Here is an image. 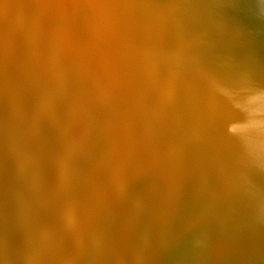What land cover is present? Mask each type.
Listing matches in <instances>:
<instances>
[{"label":"bare ground","instance_id":"obj_1","mask_svg":"<svg viewBox=\"0 0 264 264\" xmlns=\"http://www.w3.org/2000/svg\"><path fill=\"white\" fill-rule=\"evenodd\" d=\"M161 2L0 0V264H248L229 225L264 128L222 57L264 88V23Z\"/></svg>","mask_w":264,"mask_h":264},{"label":"clouds","instance_id":"obj_2","mask_svg":"<svg viewBox=\"0 0 264 264\" xmlns=\"http://www.w3.org/2000/svg\"><path fill=\"white\" fill-rule=\"evenodd\" d=\"M139 7L156 11L167 12L168 16H160L165 21L171 20L176 24L191 21L197 18L204 25L215 28L227 27L229 22L226 18L228 11L240 10L239 0H173V2L145 3ZM253 14L257 21L264 23V0H255L252 5ZM220 9L221 15L216 17L214 10ZM222 59L232 72L243 82V91L247 100L255 106V116L260 128H264V88L258 87L246 70V61L239 56H224ZM10 103L7 90L5 91V136L7 139V108ZM241 166L254 173L261 180L253 182L248 175L243 176L241 201L244 206V214L231 222L229 226L244 231L255 228H264V149L259 148L255 152L245 149V156L240 161ZM197 241L196 245L199 246Z\"/></svg>","mask_w":264,"mask_h":264},{"label":"rangeland","instance_id":"obj_3","mask_svg":"<svg viewBox=\"0 0 264 264\" xmlns=\"http://www.w3.org/2000/svg\"><path fill=\"white\" fill-rule=\"evenodd\" d=\"M128 188L131 189L129 186ZM255 240L258 243L255 244L253 242ZM242 244L245 250L237 255L236 260L241 261L246 256L249 260L248 264H264V228H255L251 231H245ZM252 256H261V259L254 258L253 261H250Z\"/></svg>","mask_w":264,"mask_h":264},{"label":"snow or ice","instance_id":"obj_4","mask_svg":"<svg viewBox=\"0 0 264 264\" xmlns=\"http://www.w3.org/2000/svg\"><path fill=\"white\" fill-rule=\"evenodd\" d=\"M260 148H261V149H264V146H261Z\"/></svg>","mask_w":264,"mask_h":264},{"label":"water","instance_id":"obj_5","mask_svg":"<svg viewBox=\"0 0 264 264\" xmlns=\"http://www.w3.org/2000/svg\"><path fill=\"white\" fill-rule=\"evenodd\" d=\"M129 187L131 188V186L129 185Z\"/></svg>","mask_w":264,"mask_h":264}]
</instances>
